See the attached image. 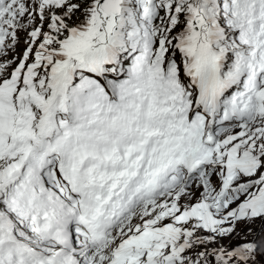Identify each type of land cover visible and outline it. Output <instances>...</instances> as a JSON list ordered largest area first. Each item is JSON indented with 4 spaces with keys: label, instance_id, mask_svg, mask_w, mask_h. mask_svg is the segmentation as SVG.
Segmentation results:
<instances>
[{
    "label": "snow or ice",
    "instance_id": "6c2138e0",
    "mask_svg": "<svg viewBox=\"0 0 264 264\" xmlns=\"http://www.w3.org/2000/svg\"><path fill=\"white\" fill-rule=\"evenodd\" d=\"M0 264H264V0H0Z\"/></svg>",
    "mask_w": 264,
    "mask_h": 264
}]
</instances>
